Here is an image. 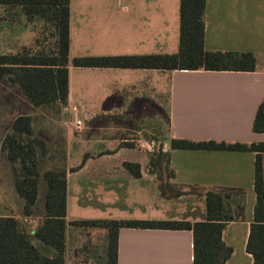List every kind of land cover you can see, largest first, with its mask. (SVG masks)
Segmentation results:
<instances>
[{
	"label": "crops",
	"instance_id": "obj_1",
	"mask_svg": "<svg viewBox=\"0 0 264 264\" xmlns=\"http://www.w3.org/2000/svg\"><path fill=\"white\" fill-rule=\"evenodd\" d=\"M180 6L181 0H71L69 92L61 107L62 122L70 127L81 119L87 130L77 136L65 130L61 144L68 183L65 264H107L108 231L70 222L154 219L148 214L150 183H155L157 200L181 201L184 197L162 196L150 154L136 151L125 144L133 139L119 136L135 124L142 137L152 114L156 117L160 110L166 111L168 120V133L159 142L170 153L175 171L171 182L198 192L216 186L246 189V218L229 222L223 240L233 248L226 264H254L247 242L256 203V153L172 149L170 142L172 138L264 141V133L253 130L264 99V61L255 71L73 64L76 57L177 53ZM204 46L209 51L254 52L259 61L264 57V0H206ZM160 99L168 106L163 107ZM32 124L35 135L48 145V138L38 135L34 119ZM127 162L139 165V177L130 172ZM6 170L14 178L12 163ZM189 195L193 197L189 201H199L201 209L187 220H204L205 194ZM21 203L24 207L25 200ZM6 215L21 218L11 212L0 214ZM98 235L104 239L99 253ZM193 257L190 229L123 227L119 231L118 264H193Z\"/></svg>",
	"mask_w": 264,
	"mask_h": 264
},
{
	"label": "trees",
	"instance_id": "obj_2",
	"mask_svg": "<svg viewBox=\"0 0 264 264\" xmlns=\"http://www.w3.org/2000/svg\"><path fill=\"white\" fill-rule=\"evenodd\" d=\"M6 12L15 10L29 21L42 22L50 33L47 44L37 42L17 52H0V80L17 86L35 107L47 105L59 109L67 103L69 92V51L71 0H0ZM206 0H181L179 51L173 54L115 55L76 57L73 64L90 67L154 68L162 70H236L255 71L258 56L254 52L209 51L204 46ZM33 116L19 115L11 131L1 142V149L12 163L17 193L25 200L22 216H37L30 231L21 218L0 216V264H65L67 249V175L66 170L45 168L46 141L35 135ZM253 130L264 133V99L254 119ZM172 149H220L253 151L255 161L254 219L247 251L254 264H264V141L218 142L172 138ZM150 158V167L162 196L179 197L194 189L171 182L175 171L170 153L159 148ZM84 162V161H83ZM82 162V164H83ZM126 167L140 176L139 165ZM45 183V207L35 214L40 184ZM177 188V189H175ZM179 188V189H178ZM206 218L189 220H78L71 224L99 227L108 231L107 264H118L119 231L123 227L142 229H190L193 232V264H226L233 252L223 240V231L231 221L246 218V189L208 187Z\"/></svg>",
	"mask_w": 264,
	"mask_h": 264
},
{
	"label": "rangeland",
	"instance_id": "obj_3",
	"mask_svg": "<svg viewBox=\"0 0 264 264\" xmlns=\"http://www.w3.org/2000/svg\"><path fill=\"white\" fill-rule=\"evenodd\" d=\"M50 41V33L42 22L29 21L15 10L6 12L0 7V52H17L23 47L34 46L37 42L47 44ZM263 61L264 57H259L258 65H261ZM160 101L163 107L168 106L166 100L160 99ZM23 114L32 115L38 135L41 133L48 138V152L43 160L44 167L66 168V160L62 157L64 152L62 151L63 146H61L62 141H64L67 136L64 131L69 129L73 135L77 136L78 134H83L82 132L87 130L86 124L81 130H78L76 125L66 127L62 122L63 114L61 109L57 106L47 105L34 107L17 86L10 84L6 80H0V143L4 136L11 131L13 121L19 115ZM134 125L135 124L125 127L123 133H119V136L123 135L124 139H133V141L126 142L125 144L130 145L136 149V151L150 154L151 158L152 155L157 153V150L161 148L160 139L165 137L168 133L166 111L160 110V115L156 117L152 114L142 137L138 132L137 126ZM6 169H11V163L8 161L6 153L2 151L0 145V214L5 212L15 213L16 215L20 214L23 223L27 227L33 229L37 225L38 217L34 215L27 217L22 216L23 204L21 201H23V198L17 193L14 178L10 176ZM156 173L157 172H155V174ZM156 183L158 184L157 180ZM154 185L155 183H150L149 188V217H153L154 219L178 217L182 220H187L192 217L194 212H200L201 204L199 201H189L190 198H193L189 194H200V192L193 191L191 193H185L181 201L167 202L154 198ZM44 190L45 183L41 182L40 196L38 198L35 214H41L44 211ZM97 240L95 245L99 253V247H102L104 243L103 236L98 235ZM99 257L98 255V258Z\"/></svg>",
	"mask_w": 264,
	"mask_h": 264
},
{
	"label": "built area",
	"instance_id": "obj_4",
	"mask_svg": "<svg viewBox=\"0 0 264 264\" xmlns=\"http://www.w3.org/2000/svg\"><path fill=\"white\" fill-rule=\"evenodd\" d=\"M75 125L78 130H81L84 126V122L81 119H78Z\"/></svg>",
	"mask_w": 264,
	"mask_h": 264
},
{
	"label": "water",
	"instance_id": "obj_5",
	"mask_svg": "<svg viewBox=\"0 0 264 264\" xmlns=\"http://www.w3.org/2000/svg\"><path fill=\"white\" fill-rule=\"evenodd\" d=\"M30 231H32V232H33V231H34V229H30Z\"/></svg>",
	"mask_w": 264,
	"mask_h": 264
}]
</instances>
